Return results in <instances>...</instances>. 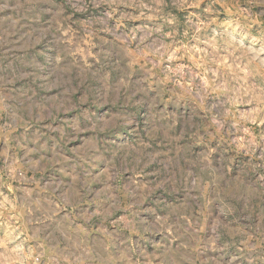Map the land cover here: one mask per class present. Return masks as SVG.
<instances>
[{
    "label": "rangeland",
    "instance_id": "374dc122",
    "mask_svg": "<svg viewBox=\"0 0 264 264\" xmlns=\"http://www.w3.org/2000/svg\"><path fill=\"white\" fill-rule=\"evenodd\" d=\"M0 264H264V0H0Z\"/></svg>",
    "mask_w": 264,
    "mask_h": 264
}]
</instances>
